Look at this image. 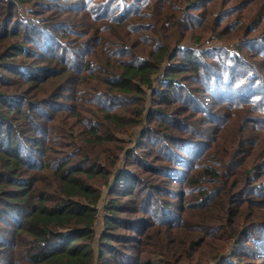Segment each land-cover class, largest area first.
<instances>
[{
  "label": "trees",
  "instance_id": "trees-1",
  "mask_svg": "<svg viewBox=\"0 0 264 264\" xmlns=\"http://www.w3.org/2000/svg\"><path fill=\"white\" fill-rule=\"evenodd\" d=\"M0 264H264V0H0Z\"/></svg>",
  "mask_w": 264,
  "mask_h": 264
}]
</instances>
